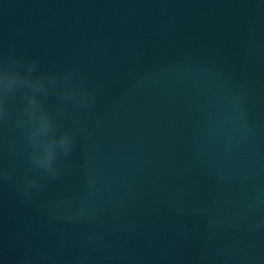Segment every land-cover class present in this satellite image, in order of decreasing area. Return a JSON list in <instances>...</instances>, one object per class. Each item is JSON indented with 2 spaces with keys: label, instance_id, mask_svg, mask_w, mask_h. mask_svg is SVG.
Returning <instances> with one entry per match:
<instances>
[{
  "label": "water",
  "instance_id": "obj_1",
  "mask_svg": "<svg viewBox=\"0 0 264 264\" xmlns=\"http://www.w3.org/2000/svg\"><path fill=\"white\" fill-rule=\"evenodd\" d=\"M0 50L96 93L29 199L0 129V264H264V0H0Z\"/></svg>",
  "mask_w": 264,
  "mask_h": 264
},
{
  "label": "clouds",
  "instance_id": "obj_2",
  "mask_svg": "<svg viewBox=\"0 0 264 264\" xmlns=\"http://www.w3.org/2000/svg\"><path fill=\"white\" fill-rule=\"evenodd\" d=\"M50 95L57 99L54 108L45 103ZM95 102L96 93L73 70L44 72L37 59L0 50V129L11 123L22 133L21 147L28 161L27 172L18 185L23 198L42 190L43 180L58 179L62 163L75 148L81 126L78 120L75 126H62L68 105L87 113ZM9 150L18 149L11 144ZM11 178V169L0 165V181Z\"/></svg>",
  "mask_w": 264,
  "mask_h": 264
}]
</instances>
